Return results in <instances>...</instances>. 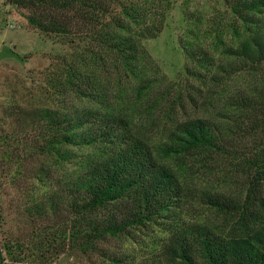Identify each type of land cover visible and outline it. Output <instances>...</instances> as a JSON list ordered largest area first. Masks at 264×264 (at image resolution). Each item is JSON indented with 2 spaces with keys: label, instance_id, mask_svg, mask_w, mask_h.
Instances as JSON below:
<instances>
[{
  "label": "trees",
  "instance_id": "trees-1",
  "mask_svg": "<svg viewBox=\"0 0 264 264\" xmlns=\"http://www.w3.org/2000/svg\"><path fill=\"white\" fill-rule=\"evenodd\" d=\"M8 3L70 52L7 107L33 230L0 264H264V0L184 8L173 77L146 41L175 0Z\"/></svg>",
  "mask_w": 264,
  "mask_h": 264
},
{
  "label": "rangeland",
  "instance_id": "rangeland-1",
  "mask_svg": "<svg viewBox=\"0 0 264 264\" xmlns=\"http://www.w3.org/2000/svg\"><path fill=\"white\" fill-rule=\"evenodd\" d=\"M209 5L223 7L222 0H175L162 33L157 38L146 41L152 56L169 76L173 77L183 62L177 39L187 22L183 9H206ZM24 20L23 11L11 6L8 0H0V242L13 244L19 241L31 245L33 224L27 211L29 202L26 201L30 199L29 193L34 180L25 175L14 178L12 173L15 166L8 163L4 156L3 138L10 139L15 134L14 119L8 117L6 112L10 103L31 106V101L38 99L37 84L43 81L50 57L56 53H69L70 48L28 29ZM12 23L16 27H11ZM26 55L28 58L24 61ZM37 161L36 157L30 158L27 167L35 165ZM4 258L5 264H40L29 259L13 261L7 253ZM68 264L89 263L87 258L76 255Z\"/></svg>",
  "mask_w": 264,
  "mask_h": 264
},
{
  "label": "built area",
  "instance_id": "built-area-1",
  "mask_svg": "<svg viewBox=\"0 0 264 264\" xmlns=\"http://www.w3.org/2000/svg\"><path fill=\"white\" fill-rule=\"evenodd\" d=\"M12 27L14 26V25H11Z\"/></svg>",
  "mask_w": 264,
  "mask_h": 264
}]
</instances>
